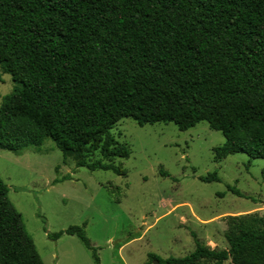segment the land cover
Segmentation results:
<instances>
[{
	"label": "trees",
	"instance_id": "obj_1",
	"mask_svg": "<svg viewBox=\"0 0 264 264\" xmlns=\"http://www.w3.org/2000/svg\"><path fill=\"white\" fill-rule=\"evenodd\" d=\"M0 68L16 84L0 107L1 149L19 153L49 138L63 161L125 175L113 161L129 149L110 131L131 118L181 131L205 121L225 138L214 161L264 159V0H0ZM8 191L0 177V264H44ZM227 221L228 249H210L191 233V253L150 258L264 264V217ZM64 234L100 264L84 226L47 237Z\"/></svg>",
	"mask_w": 264,
	"mask_h": 264
},
{
	"label": "rangeland",
	"instance_id": "obj_2",
	"mask_svg": "<svg viewBox=\"0 0 264 264\" xmlns=\"http://www.w3.org/2000/svg\"><path fill=\"white\" fill-rule=\"evenodd\" d=\"M15 86L0 68V107ZM110 132L129 149L128 158L113 161L125 175L76 167L71 157L63 161L49 138L19 153L0 148L8 199L44 264H95L76 235L47 237L71 226H84L100 264H153L150 254L191 253V233L210 249H228V216L264 217V159L238 153L214 161L225 138L207 122L181 131L171 122L139 126L122 118ZM214 171L219 181L200 180Z\"/></svg>",
	"mask_w": 264,
	"mask_h": 264
},
{
	"label": "water",
	"instance_id": "obj_3",
	"mask_svg": "<svg viewBox=\"0 0 264 264\" xmlns=\"http://www.w3.org/2000/svg\"><path fill=\"white\" fill-rule=\"evenodd\" d=\"M153 264H158V262L155 260V261H153Z\"/></svg>",
	"mask_w": 264,
	"mask_h": 264
}]
</instances>
